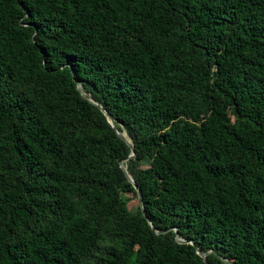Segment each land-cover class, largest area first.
Here are the masks:
<instances>
[{
    "label": "trees",
    "instance_id": "obj_1",
    "mask_svg": "<svg viewBox=\"0 0 264 264\" xmlns=\"http://www.w3.org/2000/svg\"><path fill=\"white\" fill-rule=\"evenodd\" d=\"M197 249L264 264V0H0V264Z\"/></svg>",
    "mask_w": 264,
    "mask_h": 264
},
{
    "label": "water",
    "instance_id": "obj_2",
    "mask_svg": "<svg viewBox=\"0 0 264 264\" xmlns=\"http://www.w3.org/2000/svg\"><path fill=\"white\" fill-rule=\"evenodd\" d=\"M77 89L79 90V92L81 93V95H82L83 97H85L89 102H91L93 105L97 106V107L101 110V112L104 114V116L106 117L107 121H108L109 124L111 125V127L114 128V130H115L117 136H118L122 141H124V142L130 147V149H131V155H130L128 158H130V157H135L134 147H133L132 143H131L130 140L127 138L125 132H120V131L115 127V121H114L113 117H112L110 114H108V113L105 111V109L101 106V104H99L98 102H96V101L92 98V96H91V95H90V94L84 89V87H83L80 83H78V82H77ZM120 167L122 168L123 172L125 173V175H126L128 181H129V182L133 185V187L135 188L136 193H137V201H138V205H139V207H140V210H141L143 216L146 217V214H145V212H144V210H143V201H142V195H141L140 190L138 189V187L136 186V184L134 183V181L132 180V178L130 177V175L127 173L126 168H125V166L123 165V163H120ZM150 225L152 226L151 223H150ZM156 233H157V234H160L161 232H158V231H157ZM176 241H177L178 243H181V244H182V243H190L191 245L194 246V242H193V241H191V242H187L186 240L180 239V238H178V237L176 238ZM196 253H197V255H198L200 258L203 259V261H204L205 264H206V255H207V254L202 253V252H201L200 250H198V249L196 250Z\"/></svg>",
    "mask_w": 264,
    "mask_h": 264
},
{
    "label": "rangeland",
    "instance_id": "obj_3",
    "mask_svg": "<svg viewBox=\"0 0 264 264\" xmlns=\"http://www.w3.org/2000/svg\"><path fill=\"white\" fill-rule=\"evenodd\" d=\"M141 164H142L143 167H146L147 166V161H142ZM125 197L127 199L128 208L130 210L134 211V209L138 205L137 198H135L132 194H126Z\"/></svg>",
    "mask_w": 264,
    "mask_h": 264
}]
</instances>
